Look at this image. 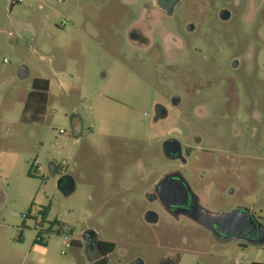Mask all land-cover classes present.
Masks as SVG:
<instances>
[{
	"label": "rangeland",
	"instance_id": "1",
	"mask_svg": "<svg viewBox=\"0 0 264 264\" xmlns=\"http://www.w3.org/2000/svg\"><path fill=\"white\" fill-rule=\"evenodd\" d=\"M148 9L143 29L151 26L153 43L137 47L127 28L139 16L121 0H23L11 9L0 0V264H89L83 248L65 247L66 235L80 239L87 228L116 243L107 264H160L177 250L179 264H264V245L218 241L150 197L155 180L179 166L164 156L161 136L187 147L200 135L214 153L200 146L181 169L205 207L246 206L264 222V0H180L173 15ZM20 64L29 77H17ZM35 77L52 90L29 123ZM154 102L169 108L157 123ZM63 175L71 192L58 186ZM33 201L50 202L64 224L44 232L43 263L32 250L35 220L25 217Z\"/></svg>",
	"mask_w": 264,
	"mask_h": 264
},
{
	"label": "flooded vegetation",
	"instance_id": "2",
	"mask_svg": "<svg viewBox=\"0 0 264 264\" xmlns=\"http://www.w3.org/2000/svg\"><path fill=\"white\" fill-rule=\"evenodd\" d=\"M179 1L175 0L174 2H176V5H177L179 3ZM148 7L157 9V10H159V11H161L167 15H173L175 8H176V6H175L172 13H168V12L162 10L161 8H158V7L153 6V5H149ZM148 7L140 17H138V18L135 17V19H133V21H131L128 24L127 34H128V41H129L130 45L137 46V47H140V46L141 47H150L151 44L153 43V39L149 34V30L151 29V26L148 25L147 29L146 28L143 29L144 23L151 24V22H152V17L148 18V14H149ZM223 10H227V9H223ZM221 20H224V19L221 18ZM188 32H190V33L195 32V26L193 24L189 26ZM175 36L177 38L179 37L177 35H175ZM178 39L180 40V42L178 43V46H182V48H183L185 46L184 40H181L180 37ZM237 65H238V62H236V66ZM176 98H179V95H172L171 97H169L168 103H171V105L174 107L178 106L182 102V100L179 98V101L177 103H174L173 101ZM154 110L155 111L153 114V121H155L156 123L159 120H162V119L167 118L169 116V108L166 107L165 102H154ZM177 132H180V131L178 130ZM172 140H175V141L177 140L180 143V151L174 156H169L166 154V151H165L166 146H167L166 143L168 141H172ZM202 140L203 139L201 138L200 135H195L194 136L195 145H187V147H184V145L182 144V141L180 140V138L177 135H169L167 137L161 136L160 143L162 146V152H163L164 156L169 160H173L175 162H178L179 166L176 168L175 167L171 168V169L163 172L155 180V182L153 183L154 192L150 197L153 200H156L158 203H160L163 210L166 213H168L169 215H171L177 219H179L180 217H184L186 219L191 220L192 222L203 225L206 229H208L211 232V234L214 236L215 239H217L218 241H221V242H225L226 240H224L222 236L215 234L207 225V216H205V214H203L202 212H205L206 210L207 211H210V210H208L207 207H205L204 199L200 196V194H197L194 191L192 184L190 183L187 176L183 173V171L181 169V167L190 163V158L192 157V154L196 151V149L198 147L200 148V146L202 144ZM168 148H172V145H169ZM201 148L204 151H206V153H214L213 148L204 147V146H201ZM196 157L199 158L198 155ZM217 158H218V156H217ZM164 175H173L174 177L182 175L187 180V183H188V186H189V189L191 192V196L189 199V203L186 207H179V206H173V205L168 206V205H165L164 203H162L160 201L159 197L157 196L156 184L159 182L160 178ZM63 177H64L63 178V184L64 185H66V186H68V185L72 186L73 185L72 184V178L69 175H63ZM193 205H194V209H193V211H191L192 210L191 207ZM210 212H212V211H210ZM257 218L260 219V217H257ZM156 221H157V218L155 221H149V222L153 223ZM98 235L99 234L96 230L87 228L82 233V237L80 239H76V242H74L75 246L81 247V248H83V250L85 247L84 241L86 242L87 254H88V257H89L92 264L102 258V252L100 251V244H99V241L101 239L98 237ZM248 238H249V241H247V242H242L239 240H236V241L240 244L250 243V244H255V245H264V225H262V232L261 233L260 232L256 233V234L252 235V237H248ZM90 252L95 253L93 255V257L89 256ZM181 259H182L181 252L177 250L175 252V258L174 257L173 258L172 257L162 258L160 260V264H175V263L179 264L181 262L180 261Z\"/></svg>",
	"mask_w": 264,
	"mask_h": 264
},
{
	"label": "water",
	"instance_id": "3",
	"mask_svg": "<svg viewBox=\"0 0 264 264\" xmlns=\"http://www.w3.org/2000/svg\"><path fill=\"white\" fill-rule=\"evenodd\" d=\"M175 1V0H174ZM173 0H154L156 7L162 10L172 13L176 6V2ZM179 1V0H177ZM222 19H228L230 12L228 10H222L220 12ZM30 68L26 64H20L17 67L16 75L20 79H25L30 76ZM179 98L174 99V103H177ZM166 146V154L174 156L180 151V143L176 140L168 141ZM172 145V148H168ZM63 176L58 180V186L61 189L71 192L73 185H64ZM157 196L160 201L168 206L186 207L189 203L191 192L184 176L174 177L173 175H164L160 178L156 184ZM191 211L194 209V205L191 207ZM207 216V225L217 235L223 237L224 240H239L242 242L249 241L248 237L256 233L262 232V225L264 222L258 219L250 208L246 206H236L229 211L220 212H202ZM157 218L156 213L148 211L146 213V219L148 221H155ZM84 247V254H87L86 242ZM130 264H144L141 258L133 260Z\"/></svg>",
	"mask_w": 264,
	"mask_h": 264
},
{
	"label": "trees",
	"instance_id": "4",
	"mask_svg": "<svg viewBox=\"0 0 264 264\" xmlns=\"http://www.w3.org/2000/svg\"><path fill=\"white\" fill-rule=\"evenodd\" d=\"M14 3L10 4V7H12ZM49 86L50 81L47 78H41V77H35L32 83V90L29 93L24 113H23V119L27 122H35L38 121L39 118L42 116L46 109V104L49 99ZM28 174L30 176H33L32 170L30 168ZM30 210V209H29ZM49 210V205L43 207V210L41 211L43 221L47 218ZM24 226V222L22 223ZM55 225L63 226L64 224H61L58 220H52L50 222V226L46 227L44 230H40L38 233L39 237H42L41 239H35V242L42 243L45 241L44 238V232H50L53 230H56L58 232L60 229H54ZM76 242V239L72 240V243ZM100 244V251L102 252V258L93 264H107V255L112 252L116 248V243L111 240H103L101 239L99 241Z\"/></svg>",
	"mask_w": 264,
	"mask_h": 264
},
{
	"label": "crops",
	"instance_id": "5",
	"mask_svg": "<svg viewBox=\"0 0 264 264\" xmlns=\"http://www.w3.org/2000/svg\"><path fill=\"white\" fill-rule=\"evenodd\" d=\"M8 3H9V7H10V2L9 0H7ZM120 1V0H119ZM122 4L125 5L126 7H129L132 11L133 9H136V15H138L139 17L145 12V10L147 9L148 7V3H141L138 5V0H121ZM149 5H153L155 6L154 4V0H152V3L150 2ZM13 7V6H12ZM10 7V9L12 8ZM41 78H45V77H41ZM48 79V78H47ZM50 81V86H49V97H50V93H51V90H52V81L49 79ZM60 87L62 88L64 94H66V90H67V85L66 83L62 80L60 82ZM37 121L35 122H29V123H36ZM54 166V167H53ZM50 169H51V173L54 174L57 170V167L55 165V163H51L50 164ZM34 204L38 205V206H41L42 208L49 205V210H48V215H47V218L46 220H48L49 222H51L52 220H57L55 218H52L51 215H50V212H51V203L47 202V203H44L43 201H33ZM24 222V221H23ZM22 222V223H23ZM21 235H22V231H21ZM20 235V236H21ZM19 236V237H20ZM45 238V237H44ZM46 244H47V241H46V238H45V241L42 242V243H38V242H35V238H34V241H33V244H32V250L35 252V256L38 255V260L43 263L46 261V258L44 256V254H46L47 252V247H46ZM74 246V243H72L71 247ZM70 247V248H71ZM61 253H62V250H61ZM65 253V252H64ZM62 253V254H64ZM28 254H25L23 256V259L26 260L28 258ZM89 264H92L91 261L89 260Z\"/></svg>",
	"mask_w": 264,
	"mask_h": 264
},
{
	"label": "built area",
	"instance_id": "6",
	"mask_svg": "<svg viewBox=\"0 0 264 264\" xmlns=\"http://www.w3.org/2000/svg\"><path fill=\"white\" fill-rule=\"evenodd\" d=\"M23 0H9L10 4L11 3H19L22 2ZM63 25H66V22L62 23ZM43 208L41 206L35 205L33 208H31L26 214L25 217L27 218H33L35 220V228H36V237L35 239H41L42 237L38 236V233L40 230H44L46 227L50 226V222L48 220H44L42 218L41 211ZM37 225V226H36ZM63 226L55 225L54 229H60L62 231ZM45 237V236H44ZM66 244L65 247L69 248L72 245V240L66 235L65 236ZM65 250H62V253H64Z\"/></svg>",
	"mask_w": 264,
	"mask_h": 264
}]
</instances>
